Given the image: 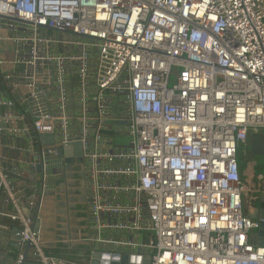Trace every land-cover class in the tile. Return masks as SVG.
<instances>
[{"label": "built area", "instance_id": "built-area-1", "mask_svg": "<svg viewBox=\"0 0 264 264\" xmlns=\"http://www.w3.org/2000/svg\"><path fill=\"white\" fill-rule=\"evenodd\" d=\"M254 132L264 0H0V264H264Z\"/></svg>", "mask_w": 264, "mask_h": 264}, {"label": "water", "instance_id": "water-1", "mask_svg": "<svg viewBox=\"0 0 264 264\" xmlns=\"http://www.w3.org/2000/svg\"><path fill=\"white\" fill-rule=\"evenodd\" d=\"M41 142L46 144V143H52L51 141V136L50 135H41ZM74 148L77 150L78 145H75ZM249 149H250V154L251 156H263L264 155V136L260 133H251L250 134V138H249ZM264 199V197H260V202L259 205L261 207H264V203L262 202V200ZM253 218H258L260 219L259 221V235L261 236L262 239H260L261 242H264V221H262V219H264V210L260 209L259 211L255 212L254 214L251 215ZM102 259H109L111 258L112 260H118L120 258L119 255H114L112 257H110L108 254L104 253V254H100L99 251H95L94 253H92L91 255V259H90V264H108L106 261H103L100 263L99 258ZM136 259V258H135ZM130 260V262H128ZM133 257L129 258V256L127 254H124L121 256L120 259V264H134L133 262ZM111 264H116V261L112 262Z\"/></svg>", "mask_w": 264, "mask_h": 264}, {"label": "rangeland", "instance_id": "rangeland-1", "mask_svg": "<svg viewBox=\"0 0 264 264\" xmlns=\"http://www.w3.org/2000/svg\"><path fill=\"white\" fill-rule=\"evenodd\" d=\"M243 147H240L239 148V151H238V155H239V158L240 159H242L243 157H244V155H243ZM249 150V149H248ZM250 160L251 161H254L256 164L254 165V167H253V173H254V171L255 172H259V177H257V178H254V177H250V175L248 174V173H246L247 172V170L250 172V170L251 169H246V171H245V175H244V184L248 181V183L249 184H252V186L254 187L251 191H253V193L255 194V198H254V208L252 207V213H251V211H250V214H249V216H248V220H247V222H248V225L250 226V235H254V234H256V233H259V225L257 226H252V222H251V220H250V217H251V214H254L255 213V206L256 205H258V201H259V198L261 197V195H262V197H264V191L262 192V194L260 193V191H259V188H261L263 185H264V155L263 156H250ZM244 166H245V164H244ZM62 196V195H61ZM247 197V196H246ZM247 206V205H246ZM56 220H57V224L58 225H63L64 224V222H62L61 220H60V217H59V215H56ZM60 227H58V226H56V228H55V232H57V233H61V230L59 229ZM11 250L12 251H14L15 250V248H12L11 247Z\"/></svg>", "mask_w": 264, "mask_h": 264}, {"label": "bare ground", "instance_id": "bare-ground-1", "mask_svg": "<svg viewBox=\"0 0 264 264\" xmlns=\"http://www.w3.org/2000/svg\"><path fill=\"white\" fill-rule=\"evenodd\" d=\"M253 170H250V172L247 170V173L250 175V177H254L257 178L259 177V172H252ZM245 187V192H246V213L250 214V211L252 210V207L254 206V198H255V194L253 193V191H251L254 187L252 186V184H249L248 181L245 183L244 185ZM254 208V207H253ZM252 213V211H251Z\"/></svg>", "mask_w": 264, "mask_h": 264}, {"label": "crops", "instance_id": "crops-1", "mask_svg": "<svg viewBox=\"0 0 264 264\" xmlns=\"http://www.w3.org/2000/svg\"><path fill=\"white\" fill-rule=\"evenodd\" d=\"M261 197H262V195H261ZM259 202H260V199H259V201H258V205H256L255 206V212H257V211H259L260 209H263L264 210V207H261L260 205H259ZM262 202L264 203V199L262 200ZM252 215V214H251ZM248 216H249V214H248ZM251 218H253L252 216H251ZM254 219H257V218H254ZM262 221H264V219H262Z\"/></svg>", "mask_w": 264, "mask_h": 264}]
</instances>
